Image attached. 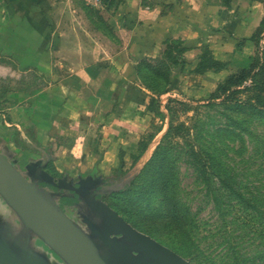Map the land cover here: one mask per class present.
Wrapping results in <instances>:
<instances>
[{
    "label": "rangeland",
    "instance_id": "374dc122",
    "mask_svg": "<svg viewBox=\"0 0 264 264\" xmlns=\"http://www.w3.org/2000/svg\"><path fill=\"white\" fill-rule=\"evenodd\" d=\"M79 1L85 26L102 36L103 46L125 42L123 27L115 23V2ZM225 4L232 19L208 26L210 43L200 46L192 71L185 69L188 48L177 38L168 41L166 53L135 66V84L149 100L134 144L108 149L104 143L105 149L101 130H68L65 151H53L49 163L70 177L100 175L108 206L190 264H264V115L227 109L264 99V0L221 1ZM197 74L204 81L193 78ZM228 86L236 93L225 100L221 89ZM26 142L17 135L10 142L23 164L45 158L46 152L30 150ZM146 144L149 150L132 167ZM152 159L157 168L162 163L164 178H153L155 172L146 168ZM121 164L124 176L118 173ZM69 213L79 221L77 210ZM1 221L18 226L0 198ZM36 245L50 264H58L42 242Z\"/></svg>",
    "mask_w": 264,
    "mask_h": 264
},
{
    "label": "crops",
    "instance_id": "0c3cea01",
    "mask_svg": "<svg viewBox=\"0 0 264 264\" xmlns=\"http://www.w3.org/2000/svg\"><path fill=\"white\" fill-rule=\"evenodd\" d=\"M79 2L0 0V153L27 180L26 167L39 164L34 174L41 170L55 184L68 182L61 197L49 196L66 215L59 200L77 199L79 221L68 214L75 223H81L86 205L66 188L77 187L80 179L102 177L95 173L70 177L51 166L53 151H65L68 130H101L108 149L134 144L136 132L144 130L149 100L145 89L135 84V66L160 57L168 41L177 38L188 48L185 69L192 71L200 46L210 43L208 26H224L234 13L221 7L220 0H110L109 6L112 2L118 6L115 23L123 27L125 42L103 46L102 36L85 26ZM193 76L204 81L201 75ZM15 135L27 141L28 149L46 152L45 158L32 157L23 164L10 143ZM43 185L51 186L40 184L43 190ZM93 192L95 201L108 206L107 190L100 185Z\"/></svg>",
    "mask_w": 264,
    "mask_h": 264
},
{
    "label": "water",
    "instance_id": "95a60500",
    "mask_svg": "<svg viewBox=\"0 0 264 264\" xmlns=\"http://www.w3.org/2000/svg\"><path fill=\"white\" fill-rule=\"evenodd\" d=\"M38 165L26 167L27 180L0 153V198L18 220L17 228L0 222V264H50L34 246L36 240L55 254L58 264H190L95 201L93 190L101 185L100 178L80 179L77 187L66 188L86 205L80 214L83 230L39 187L63 189L44 171L34 174Z\"/></svg>",
    "mask_w": 264,
    "mask_h": 264
},
{
    "label": "trees",
    "instance_id": "16d2710c",
    "mask_svg": "<svg viewBox=\"0 0 264 264\" xmlns=\"http://www.w3.org/2000/svg\"><path fill=\"white\" fill-rule=\"evenodd\" d=\"M221 1H223V3L225 2V0H221ZM225 6H226V8L229 7L226 4H225ZM168 44H169V42H168ZM168 46L166 48L167 50H169ZM166 49L164 51L165 53H166ZM168 56H169V54L167 53V56L166 57H168ZM252 68L253 67H251V69ZM246 75L248 76V72L247 71L243 72L241 76L243 78H245ZM221 92H222V97L225 100H228V98H230L229 95L232 96V95H235V93H236V91L231 90V88L229 86L228 87H223L221 89ZM262 92L263 91L260 90V93H262ZM215 99H218V97H215ZM255 102L254 101L253 102H247V103L235 102L233 104H230L227 109H228V111L230 110V112L235 113V114H243V113H245L246 110H248V111H254V112L257 113L256 116L258 118H260L262 115H264V99L263 100H260L258 102V104H256L257 102L256 103ZM146 147H147V144L144 145L143 148H141V150L139 151V154L136 157H134V159H133V165L138 161L139 157L142 155V153L144 152V150L146 149ZM153 163H154V160L152 159L147 164V167H146V168H152V172H155V174H153V176H154L153 178H155V179L158 178V177L159 178H164L167 175V172L163 169L162 163L160 162V168H157V166L155 167V165H153ZM121 167L122 166H120V168H118L119 175L121 173H123L122 170H121ZM156 168H157V170H156ZM116 211H117V213L119 212L118 210H116ZM125 221L128 222L126 219H125Z\"/></svg>",
    "mask_w": 264,
    "mask_h": 264
},
{
    "label": "flooded vegetation",
    "instance_id": "af4514ba",
    "mask_svg": "<svg viewBox=\"0 0 264 264\" xmlns=\"http://www.w3.org/2000/svg\"><path fill=\"white\" fill-rule=\"evenodd\" d=\"M68 184V182H63L62 183V187L64 188L66 185ZM43 187L48 191L49 190V193L55 195V194H58L56 196V198L58 197H61L62 194H64V191L62 189H58V188H55V187H51V186H44ZM71 194L70 192L67 193V191L65 192V195H69ZM59 204L61 207H64L65 206V213L69 214V209H75L76 205H77V199L76 198H72L70 200L68 199H60L59 200Z\"/></svg>",
    "mask_w": 264,
    "mask_h": 264
}]
</instances>
